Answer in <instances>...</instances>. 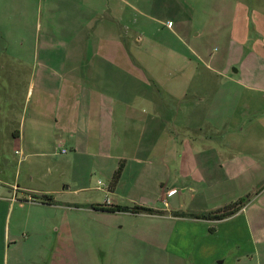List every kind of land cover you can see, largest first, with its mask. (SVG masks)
Wrapping results in <instances>:
<instances>
[{
  "label": "crops",
  "instance_id": "0c3cea01",
  "mask_svg": "<svg viewBox=\"0 0 264 264\" xmlns=\"http://www.w3.org/2000/svg\"><path fill=\"white\" fill-rule=\"evenodd\" d=\"M191 3L0 0V138L12 136L14 152L30 165L24 180L16 175L12 195L24 201L17 204L20 208H52L41 212L38 225L29 226L33 232L18 221L0 228V264H145L138 256L144 243L172 255L164 264H222L202 245L187 262L170 250L177 227L192 237L213 220L175 215L184 208L167 196L189 188L195 194L186 211L208 212L222 206L198 207L192 201L234 192L229 198L234 202L260 183L264 52L256 57L246 35L222 41L219 52L208 49L205 27L213 15L206 4L195 11ZM214 33L220 40L218 28ZM253 53L256 62L250 60ZM250 64L259 67L250 69ZM203 67L214 72L220 85H202ZM194 74L199 78L193 85ZM8 141H0V148ZM62 148L66 151L59 152ZM121 164L120 178L113 183ZM91 170L110 178V184L87 186ZM255 170L262 172L255 173L259 179L252 186L221 192L222 186L237 185ZM95 190L101 192L100 200L93 199ZM45 194L57 202L33 200V195ZM107 197L111 205H144L162 213L91 206L104 205ZM11 198L0 195V201H11L9 222L15 208ZM245 206L217 223L241 217ZM112 213L164 220L169 240L159 243L152 232H129L123 224H112ZM238 224L254 237L246 218ZM54 232V246H43L37 260L28 256L29 235ZM97 247L103 257L96 255ZM248 260L246 247L230 264H250ZM160 262L156 257L147 264Z\"/></svg>",
  "mask_w": 264,
  "mask_h": 264
},
{
  "label": "rangeland",
  "instance_id": "374dc122",
  "mask_svg": "<svg viewBox=\"0 0 264 264\" xmlns=\"http://www.w3.org/2000/svg\"><path fill=\"white\" fill-rule=\"evenodd\" d=\"M191 2L195 11L198 9V6H200V3L206 4L208 14L213 15L212 19L214 21L209 23V26L205 27L207 28L206 35L208 49L219 52L224 46V42L222 41L227 40L230 36L246 35L250 36V40L252 41L250 44H252V51H255L256 57H259L264 52V0H191ZM219 5H221L222 8L216 7ZM168 24H170V22H168ZM193 28L195 27L193 26ZM215 28L219 29L220 40L217 38L218 35H215L214 33ZM253 55L254 53L252 56ZM253 57L254 58L250 60L256 62L257 58L255 56ZM257 67L259 66L256 64H250V69H255ZM259 73H261V69L259 70ZM200 76H202V78H206L205 82L202 81V85H220L218 81L219 78L215 76L213 71L207 68L203 67ZM252 77L258 76L252 75ZM198 78V75H193V85ZM16 108L19 110L20 107L17 106ZM248 123L249 121L246 122V125ZM16 126H18V123H16ZM241 127H243V125H241ZM4 140L9 141L7 144L5 143L4 147L0 148V179H2V182H0V195L8 197L12 196L11 200H14L12 201L15 203V208L13 212H10L12 213V217L9 222L10 215L7 214V211H9L7 205L11 201H0V228L3 226L7 227L9 223L12 227L13 225H16L15 222L18 221V225L33 232L29 226L38 225L42 221L43 213L41 212H44L45 210L51 211L52 208H42L31 205H24L21 208L18 207L20 205L19 203L23 202L22 204H24V201H18L20 198H17L16 196L13 197L12 184L15 183L16 175L19 173L23 180L26 178L30 165L27 159L23 160L22 155L14 152L12 148V136H10L9 139H6V137L0 138L1 142ZM256 172H259L260 174L262 171H250L247 178L243 179L241 183H237V185L226 184L222 186L223 189H221V192H229L232 187L231 192H233L236 188H240L241 190V188L252 186V184L259 179L258 177H255ZM86 180L87 186L91 188H96L97 186L103 184L108 186L111 182L110 178L108 179L105 175L95 170H91L90 173H88ZM99 180L102 181V184L99 183ZM263 185L264 177L261 179L259 184L253 185L254 187L251 191L252 194H250L251 196L249 197V200L245 203L246 211L240 215L241 217H237L236 220L231 219L223 223H217L218 220H213L209 222L210 227L207 228L206 231H202L200 227H198L197 231H194L192 237L184 236L180 231V228L177 227V233L173 236V241L175 243L170 245V250L176 251L178 255H180L183 259H186L187 262L189 259L193 258L194 249H196V247L199 248L202 245L203 249H208L209 257H214L217 262L222 261V264H230L233 260H236V256L240 255L246 247H249L250 260H248V262L250 264H264V189L261 195H256L255 193V191L259 190ZM179 191V194L174 197L170 198V196H167V198L172 204L177 205L180 203L184 208L183 210L186 211L187 207L185 206L190 204V198L195 193L191 192L189 188L184 192L182 189ZM92 193L95 194L93 196L94 200H100L102 198L100 191L95 190L92 191ZM233 195L234 192L228 195L230 197H227L226 195H224L225 197H216L217 195H210L209 193L201 198H196L195 201L192 202L193 205L198 207L220 205L222 206L221 208H223L232 202L229 198ZM242 196L246 195L243 193ZM173 198H175L178 203ZM154 200H156L155 204L157 206L160 204L162 205L160 200ZM18 212L21 213V218L16 217ZM30 213L31 217L28 219L29 222H25V216H28V214L30 215ZM242 218H246L247 221L250 222L254 237H252L249 232L246 233L243 231V225L238 224L235 226ZM109 219L112 224L121 226L123 224L124 229L129 230V232L139 229L152 232L153 235L157 236L156 238L159 243L162 241L167 242L169 240L167 239V232L163 229L167 226V223H165L164 220H159L151 216H139L125 213H112L109 215ZM54 222L57 223L58 218H54L53 223ZM25 225L26 227H24ZM56 235V232L51 235H39L33 233L29 235L27 240L28 248H26L28 249L26 250L28 256L35 260L39 259V253L41 249H43V246H49L51 243L53 246L55 245ZM145 241H147L146 238ZM238 244H242L241 250H239ZM98 248L102 249V247H97L96 255L98 257H103L102 250ZM254 248L256 249V253L253 251ZM138 256L143 259L145 264L152 259L155 260L156 257L161 261L160 264H164L165 262L167 263L172 258V255L166 253L161 246L159 249H156L155 246H146L145 243L138 251Z\"/></svg>",
  "mask_w": 264,
  "mask_h": 264
},
{
  "label": "trees",
  "instance_id": "16d2710c",
  "mask_svg": "<svg viewBox=\"0 0 264 264\" xmlns=\"http://www.w3.org/2000/svg\"><path fill=\"white\" fill-rule=\"evenodd\" d=\"M122 171V164L118 167V169L115 171L113 175V183H116L119 178ZM264 186V185H263ZM251 195L247 194L246 196L240 197L236 201L224 206L223 208H219L214 211H208V212H186V211H174L173 213L175 215L179 216H191L195 218H203V219H211V220H221L224 218H227L233 214H235L237 211H239L245 203L249 200V197ZM40 200L43 203H56L57 201L53 198L52 195H42V196H36L33 195V200ZM92 207L96 209H102L110 212H117V211H126L131 213H148V214H154V213H162L161 210L154 209L152 207L144 206V205H134V206H128V205H121V204H115V205H99V204H93Z\"/></svg>",
  "mask_w": 264,
  "mask_h": 264
},
{
  "label": "built area",
  "instance_id": "2783aa9c",
  "mask_svg": "<svg viewBox=\"0 0 264 264\" xmlns=\"http://www.w3.org/2000/svg\"><path fill=\"white\" fill-rule=\"evenodd\" d=\"M171 23V22H170ZM66 151V149H64V148H62V149H59V152H65ZM99 183L100 184H102V182L101 181H99ZM110 199L107 197L106 198V200H105V204H107V205H110Z\"/></svg>",
  "mask_w": 264,
  "mask_h": 264
}]
</instances>
